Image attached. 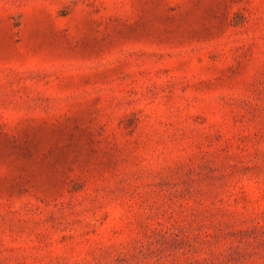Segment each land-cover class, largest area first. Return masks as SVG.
Returning a JSON list of instances; mask_svg holds the SVG:
<instances>
[{
  "label": "rangeland",
  "instance_id": "1",
  "mask_svg": "<svg viewBox=\"0 0 264 264\" xmlns=\"http://www.w3.org/2000/svg\"><path fill=\"white\" fill-rule=\"evenodd\" d=\"M0 264H264V0H0Z\"/></svg>",
  "mask_w": 264,
  "mask_h": 264
}]
</instances>
